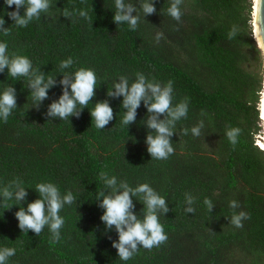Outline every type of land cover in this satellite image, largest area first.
<instances>
[{"label":"trees","instance_id":"obj_1","mask_svg":"<svg viewBox=\"0 0 264 264\" xmlns=\"http://www.w3.org/2000/svg\"><path fill=\"white\" fill-rule=\"evenodd\" d=\"M168 2L155 0L156 10L135 30L112 21L114 0H50L49 13L23 27L11 25L0 11L9 27L0 40L10 53L27 55L57 80L59 62L69 56L74 61L69 71L90 67L97 76L88 108L79 117L59 120L44 115L60 94L58 85L37 108L28 96L27 78L15 81L6 70L0 73V88L12 84L17 97V108L0 121V185L13 178L28 188L51 181L76 198L60 211L64 225L58 240L47 225L39 234L21 231L14 216L19 206L0 202V247L16 249L6 264H264V150L256 144L262 130L263 64L250 24L253 1L182 0L179 21L164 11ZM64 9L73 15L64 16ZM81 9L86 17L78 15ZM233 24L240 26L237 39L227 36ZM137 71L161 83L171 79L174 103L189 97L188 115L177 122V132L204 119L198 137L173 134L174 152L167 159H151L146 152L143 102L126 128L120 122L121 98L106 96L120 75L131 81ZM103 99L109 100L113 119L97 129L88 109ZM228 127L241 129L235 145L224 136ZM101 170L132 186L148 182L166 198L169 211L159 217L166 240L139 248L126 261L117 256L111 246L116 233L105 229L94 198L103 186ZM185 192L197 198L193 213L183 210ZM205 196L215 203L211 212ZM36 197L28 189L26 202ZM232 199L248 213L239 228L227 219ZM134 203L139 211L142 204Z\"/></svg>","mask_w":264,"mask_h":264},{"label":"clouds","instance_id":"obj_2","mask_svg":"<svg viewBox=\"0 0 264 264\" xmlns=\"http://www.w3.org/2000/svg\"><path fill=\"white\" fill-rule=\"evenodd\" d=\"M182 0H169L164 11L172 19L179 21L182 15ZM264 0H256V15L254 18L256 35L255 41L259 39L264 43V13L261 8ZM14 6V8L12 7ZM11 9V10H8ZM21 9L23 12L21 14ZM51 9L50 0H2L0 11L4 12L12 21L11 25L26 26L34 19H41L42 13L47 14ZM112 21L116 25L126 24L130 30H135L138 22L147 15L152 14L155 9V0H114ZM161 10V9H160ZM134 13V14H133ZM64 16H71L73 12L63 10ZM80 17H86L83 9L79 10ZM3 15H0V33L7 34L9 27H5ZM240 26L233 24L227 36L229 39L237 36ZM161 33H156V42H159ZM74 61L71 56L59 62L62 74L57 80L55 76L46 75L35 67L32 60L19 53H10L8 44L0 40V73L7 71V77L17 80V77L27 78L26 88L29 89L28 96L31 97L33 106L39 107L49 97V90L57 85L60 94L47 104L44 115L48 118L59 120L70 117H79L81 111L87 107L91 98L95 95L97 88V76L94 69L90 67H77L69 71ZM135 78L130 81L127 75H120L112 82L111 88L107 87L106 96L121 98L120 107L123 108L121 124L127 126L134 122L137 109L143 106L146 109V118L143 124L147 129L144 144L146 152L151 159H167L173 152L171 137L174 133L194 137L201 135L205 127L204 119H199L190 127H179L177 122L186 118L189 110V97L173 102L174 89L171 79L161 83L148 78L143 72L137 71ZM264 91V90H258ZM16 89L12 84L0 88V121H6L17 108ZM264 108V95L258 100ZM93 107L88 109L91 124L97 129H103L113 119V109L108 99L97 100ZM88 108V107H87ZM206 115L201 110V116ZM241 132L239 127H228L224 130V136L235 145ZM102 187L95 191L94 198L97 206L103 211L99 217L106 230H114L116 239H111V246L116 249L117 256L126 261L132 257L139 248L151 249L166 240L167 235L163 230L159 217L169 211L166 198L160 195L148 182L138 183L132 186L125 179H118L116 175H110L101 170L98 173ZM20 178H13L7 183L0 185V202L12 200V205H18L14 213L18 221V228L27 232L39 234L47 225L51 238H60V229L64 225V217L60 214L65 205H70L76 199L71 190L61 193L59 187L51 181L37 182L34 188L23 186ZM28 189H33L37 197L30 202L27 201ZM196 197L190 193H184V212L193 213ZM138 201L142 208L136 211L134 203ZM26 202V205H25ZM203 204L211 212L215 203L210 197L205 196ZM232 214L228 223L239 228L242 220L248 218V213L240 209L239 201L232 199L228 201ZM9 208V207H8ZM237 209H240L237 211ZM14 247H0V264H6L8 259L15 254Z\"/></svg>","mask_w":264,"mask_h":264},{"label":"bare ground","instance_id":"obj_3","mask_svg":"<svg viewBox=\"0 0 264 264\" xmlns=\"http://www.w3.org/2000/svg\"><path fill=\"white\" fill-rule=\"evenodd\" d=\"M253 9L256 12V0H253ZM253 28H254V34L256 35V27H255V25L253 26ZM257 40L260 43V40L259 39H257ZM262 90H264V88ZM262 95H264V91H262L261 97H262ZM259 109H260V119H262V121H264V108H262L260 106V104H259ZM257 145L262 150H264V135L262 136V139L257 140Z\"/></svg>","mask_w":264,"mask_h":264},{"label":"water","instance_id":"obj_4","mask_svg":"<svg viewBox=\"0 0 264 264\" xmlns=\"http://www.w3.org/2000/svg\"><path fill=\"white\" fill-rule=\"evenodd\" d=\"M252 8H253V6H252ZM261 11H262V13H264V5H262ZM255 15H256V12L253 9V11H252V24H253V26L255 25V22H254ZM253 35L255 36V34H254V28H253ZM254 40H255V37H254ZM256 43H257L258 48L260 49L261 56H262V64H263L262 65L263 66V88H264V43H262L261 41L259 43L258 40L256 41ZM263 125H264V121H263Z\"/></svg>","mask_w":264,"mask_h":264},{"label":"rangeland","instance_id":"obj_5","mask_svg":"<svg viewBox=\"0 0 264 264\" xmlns=\"http://www.w3.org/2000/svg\"><path fill=\"white\" fill-rule=\"evenodd\" d=\"M253 1V0H252ZM252 6H253V4H252ZM251 9H252V11H253V8L251 7ZM250 24H251V26H252V28H253V24H252V13H251V19H250ZM263 67V66H262ZM262 72H263V68H262ZM263 74V73H262ZM262 77H263V75H262ZM260 136H262V130H261V134H260ZM258 139L257 140H259V137L258 136H256Z\"/></svg>","mask_w":264,"mask_h":264},{"label":"built area","instance_id":"obj_6","mask_svg":"<svg viewBox=\"0 0 264 264\" xmlns=\"http://www.w3.org/2000/svg\"><path fill=\"white\" fill-rule=\"evenodd\" d=\"M261 124H262V136L264 135V125H263V121L261 119ZM259 137V139H262V136L257 135ZM258 139V138H257ZM256 144H257V140H256ZM260 148V147H259Z\"/></svg>","mask_w":264,"mask_h":264}]
</instances>
